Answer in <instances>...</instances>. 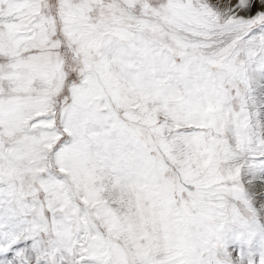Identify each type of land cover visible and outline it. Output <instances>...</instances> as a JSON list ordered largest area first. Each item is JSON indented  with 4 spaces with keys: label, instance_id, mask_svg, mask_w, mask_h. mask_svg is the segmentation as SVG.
I'll return each instance as SVG.
<instances>
[{
    "label": "snow or ice",
    "instance_id": "obj_1",
    "mask_svg": "<svg viewBox=\"0 0 264 264\" xmlns=\"http://www.w3.org/2000/svg\"><path fill=\"white\" fill-rule=\"evenodd\" d=\"M0 264H264V0H0Z\"/></svg>",
    "mask_w": 264,
    "mask_h": 264
}]
</instances>
